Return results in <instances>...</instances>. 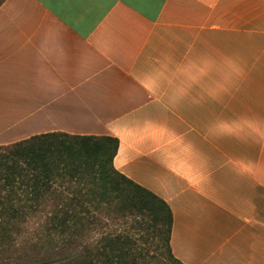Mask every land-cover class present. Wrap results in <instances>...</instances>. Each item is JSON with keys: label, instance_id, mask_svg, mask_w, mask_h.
<instances>
[{"label": "crops", "instance_id": "0c3cea01", "mask_svg": "<svg viewBox=\"0 0 264 264\" xmlns=\"http://www.w3.org/2000/svg\"><path fill=\"white\" fill-rule=\"evenodd\" d=\"M118 139L184 264H264V0H3L0 144Z\"/></svg>", "mask_w": 264, "mask_h": 264}, {"label": "trees", "instance_id": "16d2710c", "mask_svg": "<svg viewBox=\"0 0 264 264\" xmlns=\"http://www.w3.org/2000/svg\"><path fill=\"white\" fill-rule=\"evenodd\" d=\"M117 149L61 132L0 144V264H184L170 206L114 167Z\"/></svg>", "mask_w": 264, "mask_h": 264}, {"label": "rangeland", "instance_id": "374dc122", "mask_svg": "<svg viewBox=\"0 0 264 264\" xmlns=\"http://www.w3.org/2000/svg\"><path fill=\"white\" fill-rule=\"evenodd\" d=\"M57 190L59 191H63L64 194H69L71 192V190H67V189H62V188H58ZM52 209V207H47V210ZM21 238H18V241H20Z\"/></svg>", "mask_w": 264, "mask_h": 264}]
</instances>
